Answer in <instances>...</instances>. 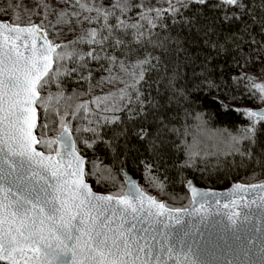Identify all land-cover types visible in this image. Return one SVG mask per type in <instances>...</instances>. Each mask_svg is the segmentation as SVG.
I'll return each mask as SVG.
<instances>
[{
    "label": "snow or ice",
    "instance_id": "snow-or-ice-1",
    "mask_svg": "<svg viewBox=\"0 0 264 264\" xmlns=\"http://www.w3.org/2000/svg\"><path fill=\"white\" fill-rule=\"evenodd\" d=\"M163 2L36 0L29 9L5 0L0 264H264V184L215 192L184 178L189 203L170 207L127 170L130 161L142 165L145 180L165 192L160 162L178 152L181 171L206 165L209 156L264 167V109L231 107L245 98L264 105V83L257 82L264 80V0ZM73 18L77 39H48ZM95 71L108 75L95 80ZM70 83L77 87L68 94ZM208 101L247 124L210 128L201 107ZM201 134L214 140L213 150L200 147ZM93 179L119 191L98 193ZM249 189L257 190L254 209L239 204Z\"/></svg>",
    "mask_w": 264,
    "mask_h": 264
},
{
    "label": "trees",
    "instance_id": "trees-1",
    "mask_svg": "<svg viewBox=\"0 0 264 264\" xmlns=\"http://www.w3.org/2000/svg\"><path fill=\"white\" fill-rule=\"evenodd\" d=\"M15 3L23 2L27 8L31 9L36 6V0H14ZM48 3L54 4L56 0H47ZM106 7H110L113 0H103ZM153 4L158 7H166L163 0H160V3L157 4V0H151ZM5 5V0H0V19H5L2 15V10ZM62 6V5H61ZM21 23L27 22V15L24 13V10L21 9ZM41 15L43 12L41 11ZM83 15H87L84 13ZM83 15L80 19H83ZM8 19L11 20V17ZM35 23L39 24L40 19L39 17L32 18ZM51 19V17H50ZM94 27L95 25H91ZM90 25L87 23L83 24V28L87 29ZM72 29V30H70ZM59 36H55L52 34V30H49L48 38L53 40L55 43L60 44H67L81 35V26L76 23L75 18L70 26H63L62 28L58 29ZM85 50H87V45H81ZM92 68L97 69L98 66L95 63L90 65ZM55 67V65H54ZM229 72L233 75L238 71L234 68H229ZM259 72V69L256 70ZM104 75L107 76L108 73L95 71L94 72V79L99 80L100 76ZM227 78V77H225ZM258 82V80H257ZM77 86L75 84H68V94H71L72 90L75 89ZM124 85H106L101 88L94 89L92 95H103L111 91H116L117 88H122ZM84 88H87V85H84ZM53 92L56 91L55 88L52 89ZM92 96H83L81 97V102L86 100H91ZM258 102H254L250 99H243L242 101L233 102L231 107L235 108H249V109H256L259 107H263ZM204 111H207L209 115H211L212 119L210 121L209 127L210 128H223L227 127L231 130H235L237 125H244L247 124V120L242 117L241 115L237 114L235 111H231L225 113L223 109L218 108L216 105L212 104L211 101L206 102L204 105L201 106ZM119 115L123 116L126 119V113H119ZM189 123H193V121H189ZM75 127V124L73 125ZM54 137L56 135L55 132L51 133ZM174 138V137H173ZM201 140L200 147L202 149L207 148V150L211 151L214 147V140L209 138L207 134H201L198 137ZM189 141H191V137H189ZM99 148V146H98ZM99 154L101 156H105L104 151H100ZM88 155L91 156L92 153L89 150ZM141 155H144L143 149H141ZM185 156L183 152L176 153L171 159L165 156L164 160L160 162L159 172L161 176H167L168 182L166 185L165 192H161L158 188L154 187L152 184H149L145 180V171L142 165H139L136 162L130 161L127 166L128 173L131 174L134 178L139 180L140 186L144 189L148 194L155 196V198L159 201L164 202L170 207H181L187 206L189 203L190 194L187 191L186 183H182L184 178L193 180V182L201 188L207 189H215V190H222L230 187L234 183H242L245 185L249 184H257L264 181V167H261L259 164H250V163H240V158L236 157L235 160L232 157H220L219 161L216 156H209L205 163H200L199 168H185L182 171L180 170V166L184 164ZM105 164L111 165L112 160L111 158H107L104 161ZM118 170V166L117 169ZM122 179V178H121ZM94 190L99 191L101 193L110 194L116 193L119 191L118 187H101L97 185L96 181L89 180ZM178 198V199H175Z\"/></svg>",
    "mask_w": 264,
    "mask_h": 264
},
{
    "label": "water",
    "instance_id": "water-1",
    "mask_svg": "<svg viewBox=\"0 0 264 264\" xmlns=\"http://www.w3.org/2000/svg\"><path fill=\"white\" fill-rule=\"evenodd\" d=\"M49 39V38H48ZM40 43H42V41H38V45L40 44ZM262 109H264V106L263 107H259V108H256V109H253V110H262ZM131 177H133L131 174H129ZM134 178V177H133ZM135 180H137L138 182H139V180L138 179H136V178H134ZM90 183V182H89ZM91 184V183H90ZM195 184V183H194ZM236 184H242V183H234V184H232L230 187H228V188H226V189H222V190H215V189H207V188H201V187H198L196 184V186L198 187V188H200L201 190H205V191H215V192H228V191H231L232 189H233V187L236 185ZM257 184H264V181H262V182H260V183H257ZM139 185H140V183H139ZM242 185H245V184H242ZM249 185H251V184H249ZM247 186V185H246ZM141 187V186H140ZM94 190V189H93ZM95 191V190H94ZM97 192V191H96ZM98 193H100V192H98ZM101 194H105V193H101ZM189 194H190V192H189ZM257 194V190H251V189H249V191L247 192V193H244V195H245V200H243V201H240L239 202V204L240 205H245V204H250V201L252 200V198L255 196ZM260 195H264V194H260ZM250 207L252 208V209H254L255 208V205L254 204H250ZM236 211H239L240 210V208L238 207L237 209H235ZM222 211H227L226 209H222ZM216 219H220V217H216ZM223 219H224V221H225V223H227L228 221H227V217L225 216V217H223ZM257 226H259V225H257Z\"/></svg>",
    "mask_w": 264,
    "mask_h": 264
},
{
    "label": "rangeland",
    "instance_id": "rangeland-1",
    "mask_svg": "<svg viewBox=\"0 0 264 264\" xmlns=\"http://www.w3.org/2000/svg\"><path fill=\"white\" fill-rule=\"evenodd\" d=\"M257 80H258V83H264V80H260L259 79V77L257 78ZM96 191V190H95ZM97 192H99V191H97ZM101 193V192H100ZM155 197V196H154ZM162 202V201H161Z\"/></svg>",
    "mask_w": 264,
    "mask_h": 264
}]
</instances>
